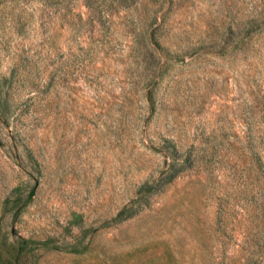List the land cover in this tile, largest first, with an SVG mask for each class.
Returning a JSON list of instances; mask_svg holds the SVG:
<instances>
[{
	"label": "rangeland",
	"instance_id": "1",
	"mask_svg": "<svg viewBox=\"0 0 264 264\" xmlns=\"http://www.w3.org/2000/svg\"><path fill=\"white\" fill-rule=\"evenodd\" d=\"M0 264H264V0H0Z\"/></svg>",
	"mask_w": 264,
	"mask_h": 264
}]
</instances>
